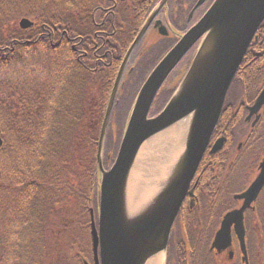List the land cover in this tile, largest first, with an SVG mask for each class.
<instances>
[{
  "label": "trees",
  "instance_id": "obj_1",
  "mask_svg": "<svg viewBox=\"0 0 264 264\" xmlns=\"http://www.w3.org/2000/svg\"><path fill=\"white\" fill-rule=\"evenodd\" d=\"M98 1L0 0V125L4 140L0 149V264H72V258L93 263L90 237L86 247L81 243L80 252L73 250L71 255L69 247V254L50 262V226L60 217L61 232L73 243L79 232L90 234V209L97 207L99 199L98 143L109 98L124 56L157 3L118 2L117 21L108 29L113 33L108 48L113 58H105L104 63L96 57L104 55L107 47L99 53L87 50V56L80 57L68 40L76 39L80 49L92 46L98 30L91 15ZM13 16L14 21L20 16L36 17V23L29 30L10 31L6 22ZM55 30L67 35L61 39ZM258 36L263 38L253 46L264 50V23ZM167 49L156 50L160 53L153 49L144 57L118 97L106 137V155H116L119 149L128 117L123 125L119 123L121 108L131 109L145 78ZM262 62L257 60V69ZM248 86L250 92L257 87L254 81ZM173 92L167 89L160 95L154 114ZM117 123L122 129L118 128L121 137L115 141L111 127ZM85 148L90 152L88 160L82 155ZM74 177L81 183L77 189ZM77 227L79 232L74 233ZM85 234L80 233L79 242Z\"/></svg>",
  "mask_w": 264,
  "mask_h": 264
},
{
  "label": "water",
  "instance_id": "obj_2",
  "mask_svg": "<svg viewBox=\"0 0 264 264\" xmlns=\"http://www.w3.org/2000/svg\"><path fill=\"white\" fill-rule=\"evenodd\" d=\"M163 0L151 14L130 47L117 77L101 131L98 167L101 172L100 211L98 227L92 220V241L95 264H149L166 254L174 223L190 190L204 154L221 117L227 94L264 22V0H215L206 14L164 56L140 89L133 105L128 125L116 161L110 170L103 168L102 152L108 123L118 86L135 49L151 23L166 4ZM206 0H200L196 8ZM160 22H157L159 25ZM33 22L22 19L20 27L29 29ZM200 42L192 64L165 109L150 118V111L163 84ZM264 105V90L254 107ZM187 123L183 149L163 178L146 190H139L133 173L148 142L174 126ZM3 145L0 129V148ZM220 146L213 149L218 150ZM262 171L250 188L238 199L244 207L228 213L216 236L214 246H227L231 227L244 241V211L258 197L264 187ZM157 169V168H156ZM133 181L138 188L134 191ZM136 198V202L133 201ZM137 204L134 207L132 205ZM245 252V250H244Z\"/></svg>",
  "mask_w": 264,
  "mask_h": 264
},
{
  "label": "flooded vegetation",
  "instance_id": "obj_3",
  "mask_svg": "<svg viewBox=\"0 0 264 264\" xmlns=\"http://www.w3.org/2000/svg\"><path fill=\"white\" fill-rule=\"evenodd\" d=\"M121 1L127 0H101L102 6L99 4L92 14L98 31L94 34V40L91 41L93 47L90 49L99 53L107 47L104 55L96 57L104 63L105 58H113L108 49L112 45L110 37L113 33L108 32V29L114 28L117 20L115 10ZM199 1L168 0L167 7L157 14L148 34L154 32L163 40L179 36L173 29L177 20L185 15V10L189 9L186 25L191 27L192 22L200 19L213 2L207 0L196 9ZM172 4L174 8L171 10L169 7ZM157 21L162 22L165 29L161 24L156 26ZM262 38L258 36L254 43ZM98 41L102 43L100 47ZM77 52L80 57L87 56V50ZM263 55L262 47L255 45L246 54L245 69L241 78L235 79L225 104L223 119L213 134L191 186H195L193 196L186 197L182 214L176 221L168 247L167 264H264V187L257 200L244 211L243 243L233 224L230 243L225 246V241L222 246H214L225 216L244 207L245 200L237 196L245 193L262 171L264 105L253 113L250 109L255 106L264 89V72L261 70L264 68ZM257 60H263L258 69ZM253 81L257 87L250 92L248 84ZM216 145L220 148L213 152Z\"/></svg>",
  "mask_w": 264,
  "mask_h": 264
},
{
  "label": "rangeland",
  "instance_id": "obj_4",
  "mask_svg": "<svg viewBox=\"0 0 264 264\" xmlns=\"http://www.w3.org/2000/svg\"><path fill=\"white\" fill-rule=\"evenodd\" d=\"M100 4H103L100 0L98 1ZM174 2V1H173ZM98 4V3H96ZM46 5V4H45ZM170 9L174 8V4H172L170 7ZM171 9V10H172ZM18 16V15H17ZM15 17L13 16V18L6 22V28L7 29H10V31H17L19 30V22L23 19V18H26V19H29L33 22L36 23V17H31V16H28V17H18L16 21H14ZM183 24H186V22L184 20L180 21L177 26L181 28V26ZM60 35V33H58ZM61 36V35H60ZM163 41L162 37L158 36L156 33L154 32H151L149 33V35L147 36V40L145 41V43L143 44L142 48L139 50L138 52V55H136L134 57V59L130 62L126 72L124 73V76H123V79H122V82L120 84V94H119V91H118V95L121 96L123 95L124 93V90H125V87L127 86L126 84H128V81L130 80L131 76L133 75V73L135 72L137 66L140 65V61L146 57L148 54L151 53V51H153L152 49L155 48V53H160V51H156L157 49V46L158 44H162L161 42ZM63 40H60L58 43L61 44ZM161 41V42H160ZM112 42V41H111ZM113 44V43H112ZM74 45L76 47H78V44L77 45V42L76 40L74 41ZM91 46L88 48L90 49ZM86 49V47L83 49L84 51L88 50ZM194 53H192L191 57H190V60L192 59ZM151 61H153L151 59ZM185 62V63H184ZM182 62L178 69H176L174 71V73L171 75V77L168 79V81L166 82L165 84V90L173 87L179 80L180 78V75H178V71H180L182 69V67L188 63L186 60ZM184 69V68H183ZM146 76L144 75L142 78H140V80L138 81L137 83V86L138 84H141L144 80ZM134 87H131L130 89L133 90ZM129 89V90H130ZM128 90V91H129ZM93 93L95 91H92ZM163 92V91H162ZM129 109H126V107H123L121 108L120 110V113H119V123L123 125V122L126 120V117L128 116L129 114ZM116 122V120H115ZM119 123H117V127L115 126V124L111 127L112 128V138H114V140L116 139L119 140V138L121 137L118 133V128L119 130L122 129V125H120ZM91 124V123H90ZM126 125V124H125ZM121 128V129H120ZM119 135V136H118ZM184 145V143H183ZM161 148H164V147H157V149L155 150L154 153H149L148 156H146V158L143 160H139V163H138V166H137V171L139 172V180H137L138 184H139V190L141 191V189L143 188L144 190L148 189L150 187V185H153V181L155 184H157L159 181H155V173H156V168L157 166L161 163V160L163 159L162 155L160 154V151H161ZM88 148H85L82 150V155L84 157V159L88 160L90 158L89 154L90 152L87 150ZM74 183V187L77 189L78 186L81 184L80 183V180H77L75 177L73 179ZM81 187V185H80ZM62 229V226H61V220H60V217H57L56 220L53 221V223L51 224L50 226V232H49V242H50V254H51V257L53 259H50V262L52 260V262H55L57 258L59 257H65L67 254L70 253V250H69V247L72 248V251H71V255L73 250H77L76 252H80V249H83V245L81 243H83L86 247V245H88V239L86 237V234L83 230V232H79V228L77 227L75 230H74V233H78L77 235V241L75 243L73 242H70L71 241V237H68V234H66V232H61ZM81 230V229H80ZM80 233H83L85 234V238H82V240L79 242L78 239L79 237L81 236ZM72 236V235H71ZM75 253V252H74ZM72 264H82L81 261L77 260V259H74L73 258L71 259L70 261Z\"/></svg>",
  "mask_w": 264,
  "mask_h": 264
},
{
  "label": "bare ground",
  "instance_id": "obj_5",
  "mask_svg": "<svg viewBox=\"0 0 264 264\" xmlns=\"http://www.w3.org/2000/svg\"><path fill=\"white\" fill-rule=\"evenodd\" d=\"M187 123L184 122L182 124L174 126L169 131L155 137L153 140L148 142L146 146L144 147L143 152L140 155V160L145 159L146 156L149 155V153H154L157 147H164L161 148L160 154L162 155L163 159L161 160V163L157 166V170L155 173V179L163 178L164 172L172 166V164L175 162L177 156H179L180 152L183 149V136L187 130ZM142 161V160H141ZM132 177L139 178V172L136 171L133 173ZM154 182V181H153ZM135 185V182L133 181V186ZM134 191L137 192L138 188L134 186ZM136 202V198L133 201V203ZM137 204L132 205L131 207L136 206ZM161 256H157L154 258L149 264H160L161 262Z\"/></svg>",
  "mask_w": 264,
  "mask_h": 264
}]
</instances>
